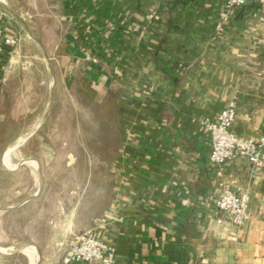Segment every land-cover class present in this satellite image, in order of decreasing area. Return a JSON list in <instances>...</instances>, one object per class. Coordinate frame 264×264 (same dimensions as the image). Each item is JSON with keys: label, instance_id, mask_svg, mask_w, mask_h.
Instances as JSON below:
<instances>
[{"label": "crops", "instance_id": "obj_1", "mask_svg": "<svg viewBox=\"0 0 264 264\" xmlns=\"http://www.w3.org/2000/svg\"><path fill=\"white\" fill-rule=\"evenodd\" d=\"M226 1L0 0L3 33L18 40L12 52H0L2 136L7 123L24 118L7 108L14 88L62 85L99 103L118 94L121 138L110 163L111 198L88 228L112 244L114 264H264V167L254 170L237 156L219 174L202 126L235 102L234 132L264 134L262 11L255 3L241 6L221 31ZM48 113L3 137L4 168L43 166L12 156L40 133ZM226 185L250 195L243 226L216 205ZM38 193L20 196L0 215L19 211V249L30 264H63L60 255L41 250L54 247L58 234L44 244L38 230L29 232L39 212L28 206ZM76 230L74 218L68 220L62 243ZM11 247L0 244V252H15Z\"/></svg>", "mask_w": 264, "mask_h": 264}, {"label": "rangeland", "instance_id": "obj_2", "mask_svg": "<svg viewBox=\"0 0 264 264\" xmlns=\"http://www.w3.org/2000/svg\"><path fill=\"white\" fill-rule=\"evenodd\" d=\"M14 89L7 108L24 118L8 123L12 138L16 130L37 125L43 114L49 113L40 133L31 138L21 153L18 149L13 152V160L27 156L40 159L43 166L38 170L34 163L4 168L0 161V209L17 205L21 197L39 192L28 206L29 212H39L32 215L37 220L29 222V232L38 230L37 238L44 244L58 234L54 247L44 246L41 250L44 255H60L63 261L73 235L78 233H71L62 243L67 221L71 223L74 218L77 228L88 230L110 202V163L117 155L121 138L118 106L116 101H91L62 85ZM8 133L3 137L8 138ZM21 228L19 211L0 215V244H9L15 250L0 252V264H30L19 249Z\"/></svg>", "mask_w": 264, "mask_h": 264}, {"label": "built area", "instance_id": "obj_3", "mask_svg": "<svg viewBox=\"0 0 264 264\" xmlns=\"http://www.w3.org/2000/svg\"><path fill=\"white\" fill-rule=\"evenodd\" d=\"M249 3L260 6L261 21L264 22V0H227L221 13L218 29L223 30L226 21L236 10ZM4 12L0 4V52L10 53L17 45L15 37L3 33ZM237 118L235 102H229L215 118H206L202 126L210 138V161L217 166L218 173L231 159L242 156L247 158L254 170L264 167V134L258 137L243 136L233 130ZM250 195L248 192H235L224 186L215 202L236 226H243L250 218ZM115 249L110 242L92 230H82L73 235L69 248L63 257V264H114Z\"/></svg>", "mask_w": 264, "mask_h": 264}, {"label": "trees", "instance_id": "obj_4", "mask_svg": "<svg viewBox=\"0 0 264 264\" xmlns=\"http://www.w3.org/2000/svg\"><path fill=\"white\" fill-rule=\"evenodd\" d=\"M117 93L116 92H111L110 93V95L107 97V99H106V101L105 102H107V103H109V102H112V101H116V99H117ZM13 122V121H12ZM8 124V123H7ZM1 142H3V136H2V134H0V143ZM1 152V151H0Z\"/></svg>", "mask_w": 264, "mask_h": 264}]
</instances>
